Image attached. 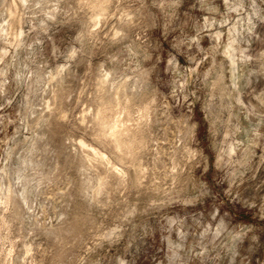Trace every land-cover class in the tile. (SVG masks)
Masks as SVG:
<instances>
[{
  "label": "clouds",
  "instance_id": "9594fccd",
  "mask_svg": "<svg viewBox=\"0 0 264 264\" xmlns=\"http://www.w3.org/2000/svg\"><path fill=\"white\" fill-rule=\"evenodd\" d=\"M0 264H264V0H0Z\"/></svg>",
  "mask_w": 264,
  "mask_h": 264
}]
</instances>
